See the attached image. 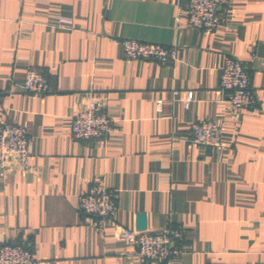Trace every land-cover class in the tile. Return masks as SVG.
I'll use <instances>...</instances> for the list:
<instances>
[{
    "label": "crops",
    "instance_id": "1",
    "mask_svg": "<svg viewBox=\"0 0 264 264\" xmlns=\"http://www.w3.org/2000/svg\"><path fill=\"white\" fill-rule=\"evenodd\" d=\"M177 1L0 0V123L24 126L31 152L0 175V246L27 244L34 264H166L138 262L118 238L116 225L137 229L143 212L147 229L184 228L170 264H264V0H229L209 32L177 26ZM123 39L174 46L178 60L130 59ZM227 55L247 65L257 106L226 100ZM29 67L48 76V93L24 91ZM90 98L113 128L77 139L73 117ZM205 118L222 149L192 141ZM95 183L117 197L104 222L78 210Z\"/></svg>",
    "mask_w": 264,
    "mask_h": 264
},
{
    "label": "built area",
    "instance_id": "2",
    "mask_svg": "<svg viewBox=\"0 0 264 264\" xmlns=\"http://www.w3.org/2000/svg\"><path fill=\"white\" fill-rule=\"evenodd\" d=\"M229 0H178L176 3L175 23L182 27L189 24L202 31L215 30L226 22ZM124 54L130 59L153 60L159 63L178 60L174 46L160 43L123 39ZM219 87L233 109L241 111L257 106L258 100L252 86L248 67L231 55H227L220 66ZM24 91L43 95L48 93V76L40 69L29 67L23 83ZM178 92L174 91L176 95ZM192 101V92H188L184 104L188 109ZM163 100L156 101L161 111ZM113 128V119L98 99L90 98L73 117L72 134L77 139L90 140L104 138ZM191 139L201 146L222 149V129L210 118L199 119L191 125ZM27 129L11 121L0 123V175L11 165L26 167L31 152ZM78 210L81 214L95 216L104 222L114 218L117 210V197L114 190L104 183H95L80 195ZM119 240L133 247V256L140 263L155 261L170 264L185 252L182 244L184 228L169 225L159 230L127 229L116 225ZM33 250L23 243L9 242L0 246V264H34Z\"/></svg>",
    "mask_w": 264,
    "mask_h": 264
},
{
    "label": "water",
    "instance_id": "3",
    "mask_svg": "<svg viewBox=\"0 0 264 264\" xmlns=\"http://www.w3.org/2000/svg\"><path fill=\"white\" fill-rule=\"evenodd\" d=\"M137 230H145L147 229V218L146 214L143 212H139L137 214V223H136Z\"/></svg>",
    "mask_w": 264,
    "mask_h": 264
}]
</instances>
